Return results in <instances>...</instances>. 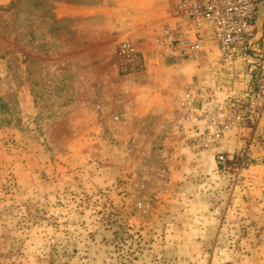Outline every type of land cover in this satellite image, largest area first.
Returning <instances> with one entry per match:
<instances>
[{
    "label": "rangeland",
    "instance_id": "374dc122",
    "mask_svg": "<svg viewBox=\"0 0 264 264\" xmlns=\"http://www.w3.org/2000/svg\"><path fill=\"white\" fill-rule=\"evenodd\" d=\"M152 1L0 0V264H264V219L242 210L247 172L215 158L250 137L233 150L231 129L195 153L191 125L173 123L187 88L238 95L251 72L209 43L179 63L191 82L164 89L178 62L155 39L170 1L144 22ZM126 39L133 64L118 56Z\"/></svg>",
    "mask_w": 264,
    "mask_h": 264
},
{
    "label": "built area",
    "instance_id": "2783aa9c",
    "mask_svg": "<svg viewBox=\"0 0 264 264\" xmlns=\"http://www.w3.org/2000/svg\"><path fill=\"white\" fill-rule=\"evenodd\" d=\"M169 1L168 18L155 39L160 53L178 63L195 62L212 43L228 70L234 62L245 64L255 84L254 89L238 95H218L200 85L187 88L184 95L174 98V125L183 132L187 123L191 125L195 153L216 149L231 129L255 132L264 118V0ZM118 56L133 64L140 52L133 40L126 39L118 46ZM250 144L244 142L235 155L216 152L217 165H232L234 177L241 180L250 167Z\"/></svg>",
    "mask_w": 264,
    "mask_h": 264
},
{
    "label": "crops",
    "instance_id": "0c3cea01",
    "mask_svg": "<svg viewBox=\"0 0 264 264\" xmlns=\"http://www.w3.org/2000/svg\"><path fill=\"white\" fill-rule=\"evenodd\" d=\"M163 2V0H153L152 3H149L148 5L149 7L151 6L152 9H150L149 12L143 10L140 13V18L146 22L150 20L151 13L158 15L156 12L158 9L157 7ZM67 13L73 15V9L71 12L67 10ZM143 27L144 26L141 28ZM145 30L146 29H144L143 32H145ZM140 33L142 32L140 31L139 34ZM173 67H176V69H173ZM167 69H169V79L163 78L162 82L160 83V85H163V87L166 86L164 89L175 84L177 85L176 88L180 90V85L181 87H186V85L191 82L190 79L192 78L191 75L193 73V67L191 65L186 64L182 67L179 63H172L171 60L170 66ZM233 131H235V134L237 133L233 141V150H236L241 146L244 141L242 139H249V137L252 135V141L250 142L251 144L249 150L251 151L252 157L257 161L256 164L251 166V168L246 173L247 178L245 179V187L247 188H243V193H241V195L243 194L242 196H245V199L243 197L241 198V203L244 205L242 210L248 213V215H252L256 219H264V120L260 122L256 131L253 133H251L250 129L246 128L235 129ZM226 137L227 141L232 142L230 140L231 137L229 138V135Z\"/></svg>",
    "mask_w": 264,
    "mask_h": 264
},
{
    "label": "water",
    "instance_id": "95a60500",
    "mask_svg": "<svg viewBox=\"0 0 264 264\" xmlns=\"http://www.w3.org/2000/svg\"><path fill=\"white\" fill-rule=\"evenodd\" d=\"M258 24H259V26H260V21H259V23H258Z\"/></svg>",
    "mask_w": 264,
    "mask_h": 264
}]
</instances>
